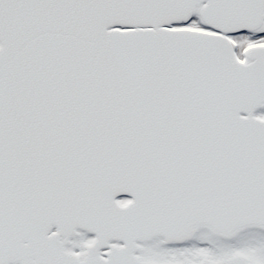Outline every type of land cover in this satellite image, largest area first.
<instances>
[{"label":"snow or ice","instance_id":"1","mask_svg":"<svg viewBox=\"0 0 264 264\" xmlns=\"http://www.w3.org/2000/svg\"><path fill=\"white\" fill-rule=\"evenodd\" d=\"M0 264H264V0H0Z\"/></svg>","mask_w":264,"mask_h":264}]
</instances>
